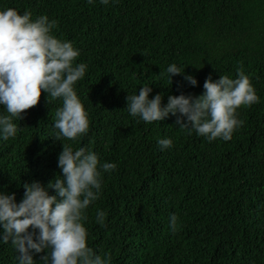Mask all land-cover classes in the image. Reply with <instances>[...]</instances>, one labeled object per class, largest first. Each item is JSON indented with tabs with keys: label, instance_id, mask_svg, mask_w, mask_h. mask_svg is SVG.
<instances>
[{
	"label": "trees",
	"instance_id": "16d2710c",
	"mask_svg": "<svg viewBox=\"0 0 264 264\" xmlns=\"http://www.w3.org/2000/svg\"><path fill=\"white\" fill-rule=\"evenodd\" d=\"M7 7L56 20L53 33L80 50L77 62L88 67L75 88L90 125L75 141L57 140L62 99L42 93L15 119L16 136L0 138V192L19 202L24 183L47 186L62 174L63 143L87 146L118 165L104 172L85 221L88 245L110 264H264V0H0ZM172 63L185 73L171 80ZM241 67L260 99L238 109L244 123L230 140L181 129L176 116L149 123L126 110L144 85L167 104L169 95L203 94L209 76L236 78ZM165 137L173 145L162 151ZM47 254L34 259L42 264ZM17 256L11 241L0 243V264H17Z\"/></svg>",
	"mask_w": 264,
	"mask_h": 264
},
{
	"label": "clouds",
	"instance_id": "9594fccd",
	"mask_svg": "<svg viewBox=\"0 0 264 264\" xmlns=\"http://www.w3.org/2000/svg\"><path fill=\"white\" fill-rule=\"evenodd\" d=\"M101 2L108 4L110 0ZM56 25L57 21L47 15L33 19L28 10L21 14L13 7L0 9V105L4 106L0 112V138L4 140L16 136L15 119L22 120L24 112L36 106L44 92L49 100L62 99L53 125L58 130L57 140L75 141L89 130V113L75 88L88 66L77 62L80 50L72 41L53 33ZM166 71L171 80L173 75L185 73L176 63ZM237 72L236 78L222 74L214 80L209 76L203 94L169 95L167 104L163 103L164 93L150 98L153 87L144 85L128 95L126 110L149 123L176 116V125L181 129L195 130L210 141L218 137L230 140L234 130L244 123L237 116L238 109L260 99L250 76L242 67ZM185 79L191 85L199 84L195 76L185 75ZM158 144L163 151L173 145V140L161 138ZM63 146L58 157L62 174L47 186L38 180L24 183L26 191L19 202L16 193L0 192V243L11 241L18 252L17 264H38L34 253L45 250L48 254L43 256L42 264H110V256L97 254L88 245L85 221L86 210L102 193L104 172L111 173L118 165L101 163L98 154L87 146ZM51 189L56 190L55 195L50 194ZM106 215L104 210H97V223L103 226ZM177 221L178 216L172 214L173 231Z\"/></svg>",
	"mask_w": 264,
	"mask_h": 264
}]
</instances>
